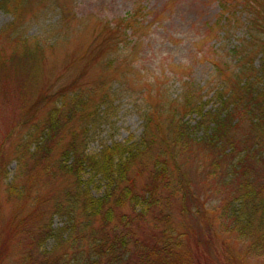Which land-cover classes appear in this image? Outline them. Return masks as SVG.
Wrapping results in <instances>:
<instances>
[{"label":"trees","instance_id":"16d2710c","mask_svg":"<svg viewBox=\"0 0 264 264\" xmlns=\"http://www.w3.org/2000/svg\"><path fill=\"white\" fill-rule=\"evenodd\" d=\"M247 14L238 23L246 30L242 40L261 36L259 59L243 48L239 55L240 40L228 67L211 62L210 71L221 80L212 106L187 89L189 75L184 93L174 99L182 107L170 117L163 109L144 112L138 139L92 148L88 131L83 137L73 127L65 132L76 114L66 123L53 114L42 120V137L30 158L42 163V180L64 183L29 210L31 186L14 185L15 178L6 185L10 199L26 204L7 228L0 226V264H191L194 236L179 218L193 214L217 216L231 234L253 229L248 238L264 243V0L254 1ZM235 26L228 23L227 32ZM86 110L80 113L88 120L92 114ZM102 115L95 112L87 122L95 127ZM191 169L201 179L202 194L192 186Z\"/></svg>","mask_w":264,"mask_h":264},{"label":"rangeland","instance_id":"374dc122","mask_svg":"<svg viewBox=\"0 0 264 264\" xmlns=\"http://www.w3.org/2000/svg\"><path fill=\"white\" fill-rule=\"evenodd\" d=\"M254 1L0 0V226L26 204L5 193L12 179L17 180L14 185L31 186L26 210L64 183L42 180V163L29 155L42 137L46 116L53 114L66 123L68 115L76 114L65 132L73 127L83 137L88 131V142L97 148L141 137L144 112L155 115L163 109L168 117L176 113L182 104L174 99L184 93L189 75L187 89L212 106L221 80L209 65L228 67L234 46L246 32L239 25L241 16ZM228 23L237 26L227 32ZM222 32H227L224 38ZM253 35L239 42V55L256 58V38L261 36ZM107 98L113 103H103ZM83 109L85 115L92 114L88 120L80 113ZM95 112L105 116L91 127L87 121ZM196 176L191 169L192 186L202 194ZM179 220H186L194 236L191 264H264V243L249 239L250 230L231 234L209 214ZM53 222L58 227L61 219L56 216Z\"/></svg>","mask_w":264,"mask_h":264}]
</instances>
